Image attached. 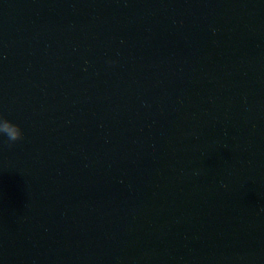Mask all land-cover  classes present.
Instances as JSON below:
<instances>
[{"label":"water","instance_id":"obj_1","mask_svg":"<svg viewBox=\"0 0 264 264\" xmlns=\"http://www.w3.org/2000/svg\"><path fill=\"white\" fill-rule=\"evenodd\" d=\"M0 264H264V0H0Z\"/></svg>","mask_w":264,"mask_h":264},{"label":"clouds","instance_id":"obj_2","mask_svg":"<svg viewBox=\"0 0 264 264\" xmlns=\"http://www.w3.org/2000/svg\"><path fill=\"white\" fill-rule=\"evenodd\" d=\"M0 136H6L9 142L23 139V133L18 125H15L0 115Z\"/></svg>","mask_w":264,"mask_h":264}]
</instances>
